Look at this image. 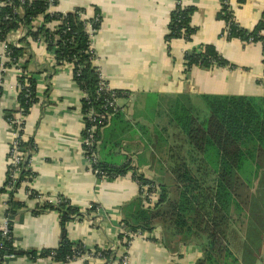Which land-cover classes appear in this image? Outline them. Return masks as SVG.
<instances>
[{
  "label": "crops",
  "instance_id": "crops-1",
  "mask_svg": "<svg viewBox=\"0 0 264 264\" xmlns=\"http://www.w3.org/2000/svg\"><path fill=\"white\" fill-rule=\"evenodd\" d=\"M56 1L65 12L82 8L90 18L95 13L100 15V28L93 40L97 56L94 64L108 86L122 95L117 99L121 115L101 132L98 152L107 167L131 162L133 169L112 180H99L89 170L81 144L82 93L67 66L51 71L53 58L46 48L32 44L30 70L36 73L33 78L38 102L25 117V133L33 138L36 147L29 163L34 177L22 185L15 197L28 210L41 204L29 198L28 190L43 198L62 196L81 211L96 204L101 212L94 221L83 219L66 224L68 239L91 253L95 248H118L122 220L135 210L130 204L140 196L132 171L137 169L144 179L155 182L165 176L167 149L172 143L167 134L173 130L170 108L175 101L189 102L202 120L207 117L203 95L264 97L263 49L259 44L226 40L225 24L219 18L222 0H181L183 6L194 9L190 25L195 34L190 41L174 39L169 43L165 36L175 0ZM229 5L235 22L248 32L256 28L264 14V0H229ZM10 40L16 39L10 37ZM208 45L214 46L234 68L195 67L184 73V55ZM47 67L50 72L46 71ZM18 76L13 68L4 76L0 72V188L13 140L4 117L17 108ZM254 173L252 192L255 193L264 170L254 168ZM8 193L0 196V215ZM250 217L239 209L232 212L227 241L234 262L227 258L226 264H264V205L257 216ZM253 229H257L256 233ZM59 232L56 212L34 216L21 211L14 220V246L37 252L54 249ZM152 234L149 240L136 239L131 243L129 264H196L204 258L202 247L196 243L175 242L168 249L160 241V231L154 230ZM84 258L69 264H103L100 259ZM8 264L58 263L50 258L32 262L21 257Z\"/></svg>",
  "mask_w": 264,
  "mask_h": 264
},
{
  "label": "trees",
  "instance_id": "trees-1",
  "mask_svg": "<svg viewBox=\"0 0 264 264\" xmlns=\"http://www.w3.org/2000/svg\"><path fill=\"white\" fill-rule=\"evenodd\" d=\"M175 1L174 10L170 15L168 33L165 36L166 43L174 39L190 41L195 34V29L190 25L194 9L183 6L181 0ZM237 1L242 2V0ZM18 6L21 7L23 14L12 21L6 20L12 17V10L1 7L0 42L6 41L11 30L18 29L19 26L26 31L25 37L30 38V41H26L25 37L21 38L18 41L21 46L19 48L9 43L8 52L11 63H6L4 66L10 69L12 65L24 61L18 66L21 75L17 77V85L22 86L28 83L30 88L18 90L17 108L5 113L6 122L11 124L14 115L18 112L23 117L28 116L32 106L38 102L36 81L33 78L36 73L30 70V63L33 59L32 44L40 38L44 39L47 52L53 54L51 71L56 72L61 67L72 66V79L80 92L87 97V100H80L81 114L86 116L90 111L95 113L107 111L104 105L109 94L98 92L99 78L94 65L95 56L88 53L90 34L86 29L87 22L81 21L78 16L79 13L84 12V9L76 8L65 16L45 15L43 24L39 27L36 17L44 14L48 7V0H25L24 5L18 4ZM220 13L219 18L225 24L226 40L237 39L245 44H259L264 56V14L256 28L248 32L235 22L229 0H222ZM97 15L100 17L98 13L94 16ZM55 21H59L60 25L53 32L50 25ZM88 23L93 33L98 32L99 22L89 20ZM184 61V73L195 67L203 70L234 68V65L227 62L214 46L209 45L186 53ZM50 69L47 67L46 71L50 72ZM1 92L0 87V94ZM116 93L118 97L122 95L120 92L116 91ZM201 99L207 110V117L202 120L194 113L189 102L177 99L170 108V123L173 130L167 134L172 143L167 149L165 176L162 180L155 182L144 179L141 173L138 174L142 184L152 183L157 186L160 192L158 202L153 208H146L144 201L138 196L130 204L135 207V210L124 217L122 224L133 233L160 231V241L168 249L175 242L196 243L204 251V258L196 264H226L227 258L233 263L234 259L230 254L227 241L232 212L239 209L252 218L257 216L264 205V173L256 189V192L261 195L260 204L252 203L255 193L252 192L251 184L253 178H256L254 168L257 171L264 170V97L203 95ZM120 115L118 109L106 125L97 129L95 135L93 150L97 154V161L91 171L98 170L107 175L110 180L125 176L133 169L130 167L131 162L123 166L107 167L98 152L102 139L101 132ZM97 120L91 122L85 118L83 137L86 130L96 126ZM13 126L16 127L15 124ZM21 129L18 133L16 148L23 153V156L17 166L18 178L14 188L7 194L8 199L5 203L7 209L2 213L7 219L8 233L3 235L0 228V264H8L21 257H26L32 262L50 258L55 263L68 264L78 256L91 254L80 243L68 239L66 224L83 220L90 214L95 215L98 205L92 204L91 209L83 212L72 206L66 198L59 196L57 204L43 202L34 209L28 210L15 197L21 185L30 182L34 177L29 163L36 152V147L33 138L25 136L23 126ZM23 136L26 137L25 141L22 140ZM11 149L10 145L7 154L8 166L4 183L0 188V196L7 193L6 188L13 181L10 170L12 166H9ZM136 171L137 169L132 172ZM28 192L31 199L40 196L32 190ZM21 211H28L34 216L46 212L58 214L60 232L56 248L37 252L20 250L14 246V220ZM96 216L92 218L93 221L97 218ZM253 231L256 233L257 229ZM123 237V234H119L118 242H121ZM251 238L255 241V234H252ZM123 246L126 247V245ZM117 250L116 247L115 249L95 248L92 253L95 257L99 255L97 258L102 260L103 264H114L117 259ZM10 255H13V259L6 260L5 257Z\"/></svg>",
  "mask_w": 264,
  "mask_h": 264
},
{
  "label": "built area",
  "instance_id": "built-area-1",
  "mask_svg": "<svg viewBox=\"0 0 264 264\" xmlns=\"http://www.w3.org/2000/svg\"><path fill=\"white\" fill-rule=\"evenodd\" d=\"M25 0H0V7H5V8H10L12 10V17H8L6 18V20L12 21L13 19H18V17L22 16V9L20 6H18V4L20 5H24ZM76 8L65 12L59 9L58 6V2L56 0H48V7L46 9V11L44 12V14H41L39 16L36 17V20L38 22L39 27L42 26L43 24V18L45 15H48L50 17H54L56 14H61L63 16H65L68 13H71L75 10ZM79 19L81 21H85L87 22L86 24V29L88 30V33L90 34V45H89V49H88V53L89 55H94L95 59L94 62L97 59L94 47H93V40L94 37L96 35V33H93L94 31L91 28L90 23H88L89 20H93L94 22H99L101 24V19L100 17L97 16H93V17H89L86 13V11L84 10V12L79 13ZM60 22L59 21H55L50 25V28L53 32H55L57 30V26H59ZM25 30L23 29L22 26H19L18 29L15 30H11V33L9 34V36L7 37V40L4 42H1V50H0V72L2 74V76H4L5 74H7V72L9 70L16 69V72L19 73L21 75V70L18 63L12 65V68L8 69L6 68L4 65L6 63H11V59L9 57V52H8V44L12 43L15 47L19 48L21 47L18 44V41L21 38L25 37ZM94 34V35H93ZM10 37L15 38L16 40L12 41L10 40ZM26 41H30V38L25 37ZM36 45H41L45 47V42L43 38H40L37 42H35ZM49 53V52H48ZM50 56L53 58V54L49 53ZM95 65V64H94ZM96 66V65H95ZM67 67L70 69L71 72V77H72V66L71 65H67ZM97 71H98V78H99V90L98 92H105L109 94V97L105 100V105H104V109H107V111L105 110V112L103 113H95L93 111H90L86 116L82 114V118L85 121V118L90 120L91 122H95L97 119V123L95 124L96 126H93L91 128H89L88 130H86L85 136L82 137V152L85 156V160L88 164V168L91 171L92 166L96 163L97 161V154L96 152L93 150L94 146H95V135L97 133V129L101 126H104L108 123V121L110 120V118L112 117L113 113L116 112L119 107L117 105V99H118V95L116 93L115 90H112L106 80L104 79V76L102 75V73L100 72L99 68L96 66ZM73 80V79H72ZM30 88L28 83H25L22 86L17 85V90L20 89H26L28 90ZM82 99H86L87 97L86 95H84L82 93ZM13 124L16 125V127L13 126ZM25 117H23L20 112L16 113L13 117V120L11 121V124L9 125V128L12 132L13 135V140L11 142V146L12 149L10 150V154H11V159L9 161V166L11 167V179L13 180L8 187L6 188V191L11 192V190L14 188L13 186L16 183V180L18 178V169L17 166L20 164L21 160H22V156L23 153L20 152L19 150H17L16 145H17V139L19 138V132L22 130L21 126H23V131L25 133ZM26 136V133H25ZM22 140L25 141L26 137H22ZM93 171V172H92ZM91 172L98 177L99 180H103V179H108V176L105 175L104 173L99 172L98 170H92ZM134 174H132L134 181L136 182V185L138 186V192L139 195L141 197V199L144 201V205L146 208H153L159 199V190L157 188L156 185L152 184V183H145L142 184L139 179H138V174L139 172H133ZM28 183V182H27ZM27 183H24L22 185H26ZM21 185V187H22ZM20 187V188H21ZM19 190V189H18ZM17 190V192H18ZM28 196L30 195L29 192ZM40 203L43 202H47L49 204H57L58 200L57 199H53V198H43L41 196L36 198ZM92 208V204L88 205L86 207L85 210H89ZM7 209V206L4 205V211ZM84 210V211H85ZM83 211V212H84ZM101 212L100 207L96 208V214L92 215L90 214L89 216H86L85 220H90L93 217H95L96 215H98ZM0 228L3 231V235H6L8 233L7 230V219L3 217V215H0ZM120 234H123V239L121 240V242H118V250L116 253V261L114 262V264H129V256H128V248L130 247L131 243L136 240V239H151V236H153L152 233H147V232H140L137 231L135 233L130 232L127 228H125L123 226V224L121 223L120 225ZM122 245V246H121ZM123 245H126V247H124ZM111 249H115V246H112ZM85 257V258H84ZM99 257V255H97L96 257L93 255V253L91 254H83L80 257L78 256L77 259L78 260L80 258H84V259H88V258H97ZM6 260H11L13 259V255L10 256H6L5 257ZM74 260V261H75ZM73 262V261H72ZM71 263V262H69ZM68 263V264H69Z\"/></svg>",
  "mask_w": 264,
  "mask_h": 264
},
{
  "label": "rangeland",
  "instance_id": "rangeland-1",
  "mask_svg": "<svg viewBox=\"0 0 264 264\" xmlns=\"http://www.w3.org/2000/svg\"><path fill=\"white\" fill-rule=\"evenodd\" d=\"M181 4H182V1H181ZM251 184H254V181H252V183ZM260 197H261V195L260 194H258L257 192H255V195H254V197H253V204H260L261 202H260Z\"/></svg>",
  "mask_w": 264,
  "mask_h": 264
}]
</instances>
